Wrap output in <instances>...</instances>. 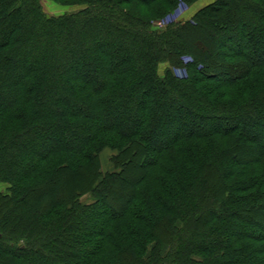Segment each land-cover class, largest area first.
Listing matches in <instances>:
<instances>
[{
  "label": "trees",
  "instance_id": "trees-1",
  "mask_svg": "<svg viewBox=\"0 0 264 264\" xmlns=\"http://www.w3.org/2000/svg\"><path fill=\"white\" fill-rule=\"evenodd\" d=\"M80 1L0 0V264H264V0Z\"/></svg>",
  "mask_w": 264,
  "mask_h": 264
},
{
  "label": "rangeland",
  "instance_id": "rangeland-1",
  "mask_svg": "<svg viewBox=\"0 0 264 264\" xmlns=\"http://www.w3.org/2000/svg\"><path fill=\"white\" fill-rule=\"evenodd\" d=\"M215 0H196L194 2L188 3L182 0H179V2H177L175 4L174 7H172L168 13L166 15H160V17H158L156 20L153 21V25H155L156 27H164L169 25L170 23L173 22H177L180 20H188L190 19L199 9H201L202 7H204L205 5L214 2ZM42 5L44 10L48 13V14H52V15H62V14H68V13H77L80 12L86 8H88V4H84V3H80V0H76L72 3L71 0H41ZM185 60H188V58H186ZM172 70L175 74L179 75V76H185L187 75V70L185 68L182 67H172ZM200 129H206V126L201 124L199 126ZM156 133H152L151 137L154 136H160V133L157 129L154 131ZM163 137L165 138L166 136L163 135ZM163 137L161 135V138L163 140ZM118 154V149L107 146L104 149H102V151L100 152V165H101V169L102 172L105 174H107L108 172H113L116 169L115 163H114V157L113 156H117ZM151 159V157H150ZM59 184L61 186H63L62 182H59ZM9 188V184L7 183H1L0 184V189L3 191L8 190ZM92 193H88L86 195H84L82 198L85 201H90L92 196ZM53 197H55V195H52ZM52 197L50 196H44V199H40L37 201H33L32 205L37 207L38 204L44 203L42 205V208H45V206L47 205V203L50 202ZM3 215H1L0 217H2ZM185 236H188V234L184 233ZM182 235L181 238L184 236ZM187 238V237H186ZM146 251H140L141 255H145ZM104 252L101 255V260L102 262H99V264H104Z\"/></svg>",
  "mask_w": 264,
  "mask_h": 264
}]
</instances>
